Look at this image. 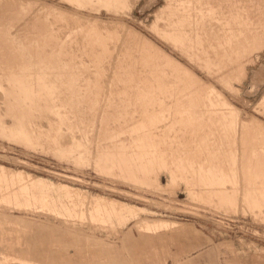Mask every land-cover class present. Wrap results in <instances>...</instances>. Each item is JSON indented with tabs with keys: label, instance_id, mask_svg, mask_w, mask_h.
Returning <instances> with one entry per match:
<instances>
[{
	"label": "rangeland",
	"instance_id": "374dc122",
	"mask_svg": "<svg viewBox=\"0 0 264 264\" xmlns=\"http://www.w3.org/2000/svg\"><path fill=\"white\" fill-rule=\"evenodd\" d=\"M236 1L0 0V131L5 126L0 132V264H264V0ZM224 6L232 11L227 12ZM233 11L239 14L236 19L240 23ZM227 13L235 21L229 20ZM174 15L187 22L194 18L188 22L192 39L165 33V25ZM218 20L224 21L218 22L221 28L225 25L229 30L236 22L237 27H232L235 32L223 28L220 32ZM199 22L203 25L200 31L196 27ZM237 23L247 30L241 26V31ZM207 27L211 29L205 34ZM217 31L223 39L217 38ZM247 33L252 34L251 39ZM226 35L233 38L226 39ZM184 39L190 42L183 45ZM221 50H226V55ZM187 51L195 52L193 56L197 53L193 61ZM127 67H132L134 74ZM136 69L148 71L151 77ZM137 76L144 77V83L135 80ZM150 78H154L151 84ZM253 81L258 84L255 91L249 88ZM165 82L172 88L165 87ZM21 84L27 87L22 89ZM8 89L20 92L12 96ZM35 89L39 90L36 99ZM178 91L186 96L194 93H189V99ZM49 93L62 95L52 98ZM15 96L33 100H25L22 106ZM9 97L17 100L13 109L27 108L24 113L21 109V116L15 110L12 117ZM202 97L213 101L212 105H206ZM157 99L163 103L162 109ZM34 100L49 103L39 104L40 116L38 103L33 104L29 109L34 115L26 117ZM194 100L203 103L197 106ZM215 101H220L223 109L226 106L223 114L235 112L238 123L236 117L229 115L230 120L224 116L220 102ZM181 105L193 115L188 117ZM196 107H201L199 113ZM206 108H215L214 113L219 109L221 114L208 113ZM215 115L216 121L227 118L224 126L213 121ZM207 117L214 123L206 121ZM197 121L200 126L204 122L203 129H198ZM19 122L38 137L27 138L28 129ZM13 127L25 128V134L21 131L24 136L15 135ZM56 146H62L61 150ZM74 149L83 151L79 154ZM114 151L120 152L118 159L126 158L128 163H122L129 164V170L134 165L138 171L131 168L133 175L127 173ZM125 152L130 155L126 157ZM97 159H107L109 169Z\"/></svg>",
	"mask_w": 264,
	"mask_h": 264
},
{
	"label": "bare ground",
	"instance_id": "6f19581e",
	"mask_svg": "<svg viewBox=\"0 0 264 264\" xmlns=\"http://www.w3.org/2000/svg\"><path fill=\"white\" fill-rule=\"evenodd\" d=\"M97 1H98V0H97ZM99 1H101V0H99ZM235 1H236V0H235ZM259 1H261V0H259ZM231 2H232V1H231ZM236 2L238 3L239 1L237 0ZM236 2H235V3H236ZM243 2H244V4H245V1H243ZM243 2H241V3L243 4ZM247 2H248V1H247ZM261 2H263V1H261ZM261 2H260V3H261ZM94 3H95V2H94ZM226 3H227V2H226ZM226 3H225V4H226ZM228 3H229V2H228ZM237 3H236V6H238ZM248 3H249V2H248ZM97 4H98V2H97ZM230 4L233 5V3H229V6H230ZM100 5H101V4H100ZM239 5H241V4L239 3ZM260 5H261V4H260ZM229 6H227V7L229 8ZM242 6H243V5H242ZM244 6H245V5H244ZM227 7L225 8V6H224L225 10L227 9ZM233 7L235 8V4H234ZM233 7H231V8L234 10ZM239 7H240V6H239ZM241 8H242V7H241ZM244 8H245V7H244ZM248 8H249V7H248ZM93 9H94V8H93ZM95 9H96V8H95ZM91 10H92V9H91ZM228 10H230V9H228ZM228 10H226V11L228 12ZM235 10H236V8H235ZM235 10H234V11H235ZM242 10H244V9H242ZM242 10H241V11H242ZM223 11H224V10H222V12H223ZM230 11H232V10H230ZM234 11L232 12V14L234 13ZM236 11H237V10H236ZM216 12H217V11H215V13H216ZM219 12H220V11H219ZM224 12H225V11H224ZM224 12H223V15L225 14ZM239 12H240V8H239ZM242 12H243V11H242ZM220 13H221V12H220ZM243 13H244V12H243ZM243 13H241V14H242V15H245V14H243ZM252 13H253V12H250V14H252ZM229 14L231 15V13H227V15L229 16L228 19L230 20L231 16H230ZM234 14H235V13H234ZM234 14H233V15H234ZM263 14H264V13H263ZM223 15H222V16H223ZM225 15H226V14H225ZM233 15H232V16H233ZM235 15H237V14H235ZM238 15H239V14H238ZM238 15H237L234 19H236V18H240ZM242 15H240V16H242ZM246 15H247V14H246ZM261 15H262V14H261ZM215 16H217V14H216ZM219 16H220V15H219ZM219 16H218L219 19L222 18V16H221V17H219ZM224 17H225V20H226V16H224ZM244 17H246V16H244ZM248 17H249V14H248ZM256 17H257V16H256ZM260 17H261V16H260ZM241 18L244 19L243 17H241ZM250 18H251V17H250ZM261 18H262V17H261ZM191 19H194V18H193V17L189 18L188 22H189ZM223 19H224V18H223ZM223 19H220V20H223ZM231 19H233V18H231ZM234 19H233V21H235ZM242 19H240V21H241ZM246 19H247V17H246ZM252 19H253V18H252ZM216 20H217V19H216ZM220 20H218L217 23H218ZM236 20H237V19H236ZM247 20H248V19H247ZM256 21H258V20L256 19ZM262 21H263V20H262ZM188 22H187L186 20H183L179 15H174L173 17L170 18V20H169V22L167 23V25H165V26L167 27L166 30H165V31H167V32H165V33L167 34L168 32H171V33L174 32L175 34H177V37L180 36V37H183V38H191V36H193V35L191 34V25H192V24H191V23H188ZM200 22H202V21H200ZM200 22L196 25V27L199 28V31H200V29H201V28H200V25H201ZM220 22H221V21H220ZM223 22H224V21H223ZM223 22H221V24H223ZM236 22H238V20H237ZM236 22H235V25H236ZM247 22H248V24L250 23L249 21H247ZM259 22H260V21H259ZM195 23H196V21H194V24H195ZM202 23H204V22H202ZM217 23H215V24H217ZM226 23H227V21H226ZM230 23H231V22L229 21V25H228V27H230ZM238 23H240V22H238ZM238 23H237V24H238ZM262 23H263V22H262ZM209 24H211V23H209ZM221 24L218 23V26H220ZM227 24H228V23H227ZM227 24H226V25H227ZM232 24H233V25H231V26L234 27V29H235V27H237V26L234 25V22H232ZM241 24H242V22H241ZM243 24H244V22H243ZM263 24H264V23H263ZM204 25H205V24H204ZM238 25H239V24H238ZM244 25H246V23H245ZM244 25H241V26H243L244 29H245V28L247 27V25H246V27H245ZM202 26H203V25H201V27H202ZM208 26H209V25H208ZM223 26H225V25H223ZM223 26H222V28L225 30L226 27L224 28ZM239 26H240V25H239ZM241 26L238 27V28L240 29ZM256 26H257V25H256ZM261 26H262V25H261ZM261 26H260V27H261ZM228 27H227V28H228ZM232 27H230L231 30H229V28L226 29L227 31H228V30L231 31L230 34H231V33L233 34V33L235 32V30H234ZM243 27H242V28H243ZM248 27H250V26L248 25ZM248 27H247V28H248ZM172 28H173V29H172ZM208 28H209V27H207V29H206L207 31L205 32V34H206L208 31H210V29H211V28H210V29L208 30ZM216 28H217V27H216ZM218 28L220 29L219 31L221 32V30H222L221 26L218 27ZM218 28H217V30H218ZM242 28H241V31H242ZM236 29H237V28H236ZM248 29H251V28H248ZM254 29H255V28H254ZM226 30H225V31H226ZM232 30H234V31L232 32ZM246 30H247V29H245V31H246ZM263 30H264V29H263ZM219 31H217V32H218L217 38H219V35H221L220 37H222V33H220ZM225 31H224V32H225ZM237 31H238V30H237ZM239 31H240V30H239ZM241 31H240V32H241ZM245 31H244V32H245ZM248 31H249V30H248ZM252 31H253V30H251V32H252ZM260 31H261V29H260ZM217 32H216V33H217ZM224 32H223V33H224ZM244 32H241V33H244ZM255 32H257V31H255ZM255 32H254V33H255ZM241 33H239V34L242 35ZM258 33H259V31H258ZM214 34H215V33H214ZM226 34L228 35L227 32H226ZM236 34H237V32H236ZM239 34L237 35L238 40L240 39L239 37H241ZM244 34H246V33H244ZM244 34H243V35H244ZM255 34H256V33H255ZM208 35H209V34H208ZM224 35H225V34H223V36H224ZM227 35L225 36L226 39L233 38V37L227 38V37H228ZM247 35H248V33H247ZM249 35H250V34H249ZM249 35H248V36H249ZM256 35H257V34H256ZM258 35H259V34H258ZM189 36H190V37H189ZM229 36H230V35H229ZM233 36H234V35H233ZM244 36H245V35H244ZM248 36H247V37H248ZM215 37H216V36H215ZM251 37H252V34H251V36H249V39H251ZM253 37H254V36H253ZM195 38H196V37H195ZM235 38H236V37H235ZM242 38H243V36H242ZM255 38H256V37H255ZM168 39H169V38H168ZM175 39H176V38H175ZM191 39H192V38H191ZM191 39H190V40H191ZM196 39H197V38H196ZM219 39L221 40V39H223V38H219ZM219 39H217V41H219V43H220V40H219ZM245 39H246V36H245ZM249 39H246V40H249ZM169 40H170V39H169ZM169 40H168V41H169ZM171 40L173 41V38H172ZM171 40H170L169 42H171ZM176 40H177V39H176ZM179 40H181V41H179ZM179 40H178V41L182 44V38H181V39L179 38ZM214 40L216 41V39H214ZM241 40H242V39H241ZM246 40H244L243 46H244V44L246 43ZM226 41H227V40H226ZM226 41L224 40V42H226ZM235 41H236V40H235ZM256 41H257V40H256ZM258 41H259V40H258ZM258 41H257V43H258ZM174 42H177V41H174ZM174 42H173V43H174ZM179 42H178L177 44H179ZM184 42H185V39H184ZM184 42H183V45H184V44H187V43L190 42V41L187 40V43H186V42L184 43ZM242 42H243V40H242ZM242 42H240V43L242 44ZM248 42H249V41H248ZM260 42H261V41H260ZM237 43H238V42L236 41V44H237ZM240 43H238V45H240ZM181 44H180V45H181ZM221 44L223 45V43H221ZM250 44H251V43H250ZM172 45H173V44H172ZM174 45H175V44H174ZM183 45H181V47H182ZM245 45H246V44H245ZM178 46H179V45H178ZM186 46H187V45H186ZM186 46H185V48H187L189 45H188L187 47H186ZM218 46H219V45H218ZM236 46H237V45H236ZM241 46H242V45H241ZM174 47H175V46H174ZM176 47H177V45H176ZM220 47H221V46H220ZM229 47H231V49H232V45L229 46ZM234 47H235V46H234ZM214 48H215V50L217 49V47H214ZM227 48H228V47H227ZM235 48H236V47H235ZM179 49H182V48L179 47ZM218 49H219V47H218ZM218 49H217V50H218ZM221 49L223 50L222 47H221ZM237 49H238V48H237ZM244 49H245V48H244ZM176 50H178V49H176ZM182 50L185 51L184 47H183ZM188 50H191V49H188ZM222 50H221V52H222L223 54L227 53L226 50H224L225 53H224ZM241 50H242V49H241ZM241 50H240V51H241ZM247 50L249 51L250 49H247ZM230 51H231V50H230ZM230 51H229V53H231ZM232 51H233V50H232ZM238 51H239V50H238ZM243 51H244V50H243ZM92 52H93V51H92ZM92 52H91V53H92ZM94 52H95V51H94ZM178 52H179V50H178ZM190 52H192V51H190ZM190 52L187 51V53H189L188 55H190V57H191L190 59L193 61V57H196L195 55H196L197 53L194 54V56H193V53H195V52H193V53H191V54H192V56H191ZM217 52H220V51H217ZM217 52H214V53H215V55H214L215 57H216V53H217ZM244 52H246V51H244ZM89 53H90V51H89ZM91 53H90L89 55H92ZM183 53H184V52H183ZM205 53L207 54V52H205ZM229 53H228V54H229ZM236 53H237V52H236ZM238 53H239V52H238ZM84 54H86V53H84ZM184 54L186 55V52H185ZM184 54H183V55L181 54V55H182V56H185ZM248 54H249V53H248ZM34 55H35V54H34ZM87 55H88V52H87ZM188 55H186L185 57H187ZM225 55H226V54H225ZM243 55H244V54H243ZM92 56H93V55H92ZM219 56H221V54H220ZM245 56H246V55H245ZM34 57H35V56H34ZM93 57H94V56H93ZM95 57H96V55H95ZM95 57H94V58H95ZM112 57H113V56H112ZM131 57H132V56H131ZM246 57H247V56H246ZM94 58H93V60H95ZM134 58H135V57H134ZM134 58H133V60H130V59H129V60H130V63L134 62ZM51 59H52V58H51ZM51 59H50V60H51ZM91 59H92V58H91ZM187 59H188V57H187ZM195 59H196V58H194V60H195ZM205 59H207V58H205ZM117 60H118V59H117ZM197 60L199 61L200 59H197ZM208 60H209V59H208ZM208 60H207V61H208ZM47 61H48V60H47ZM111 61H112V60H111ZM119 61H120V60H119ZM125 61H126V60H125ZM195 61H196V60H195ZM195 61H194V62H195ZM36 63H37V62H36ZM39 63H40V62H39ZM49 63H50V61H49ZM125 63H126V62H125ZM120 64H121V63H120ZM120 64H117V65L120 66ZM126 64H127V63H126ZM115 65H116V64H115ZM115 65H114V66H115ZM121 65H122V64H121ZM127 65H128V64H127ZM130 66H133V68L135 69V66H136V65H134V64L132 65V64H131ZM149 66H150V65H149ZM147 67H148V66H147ZM147 67H145V68L147 69ZM127 68H132V67H127ZM133 68L130 69V72H132V73H133V71H131V70H134ZM136 68L139 69V67H137V66H136ZM123 69H124V67H122V70H123ZM125 69H126V68H125ZM125 69H124V70H125ZM138 69H136L135 71H137ZM143 69H144V68H143ZM41 70H42V68H41ZM41 70H40V71H41ZM140 70H141V67H140ZM149 70H150V69H149ZM151 70H152V69H151ZM151 70H150V72H154L153 70H152V71H151ZM70 71H71V70H70ZM162 71H163V69H162ZM54 72H55V71H54ZM56 72H57V71H56ZM56 72H55V73H56ZM127 72H128V71H127ZM130 72H129V73H130ZM138 72H139V70H138ZM143 72H144V73H147L148 71H147V72L143 71ZM143 72H142V73H143ZM163 72H164V71H163ZM29 73H30V72H29ZM71 73H72V71H71ZM129 73L126 74V76H127V75H130ZM139 73L142 74L141 72H139ZM144 73H143V76L145 75ZM154 73H155V72H154ZM154 73H153V74H154ZM52 74H54V73H52ZM57 74H58V73H57ZM133 74H134V73H133ZM135 74L138 75V73H135ZM140 74H139V75H140ZM147 74L149 75V77H151L149 73H147ZM151 74H152V73H151ZM164 74H165V73H164ZM61 75H62V74H61ZM161 75H162V74H161ZM184 75H185V74H183V77H184ZM33 76H34V75H33ZM48 76H49V75H48ZM50 76H51V75H50ZM52 76H53V75H52ZM52 76H51V77H52ZM63 76H64V75H63ZM152 76H153V75H152ZM163 76H165V75H163ZM186 76L189 77V75H187V74H186ZM186 76H185V77H186ZM51 77H50V78H51ZM55 77H56V76H55ZM134 77H135V76L133 75V78H134ZM137 77H138V76H137ZM144 77H146V76H144ZM144 77H142V79H139V78H141V76H140V77H138V78H135V80L138 79L137 81H140V80H141V82L144 83V80H145V79H143ZM149 77H148V78H149ZM154 77H155V79H156V82H159V80H157V76H154ZM180 77H181V76H179V78H180ZM183 77H182V79H181L182 81L185 80V79L183 80ZM187 77H186V79H187ZM64 78H65V77H64ZM70 78H71V77H70ZM131 78H132V77H131ZM51 79H52V78H51ZM150 79H151V78H150ZM153 79H154V78L151 79L152 81H150V84H151V82H153ZM160 79H161V78H160ZM162 79H163V78H162ZM162 79H161L160 81H162ZM171 79H174V78H171ZM176 79H177V76H176L175 80H176ZM188 79H189V78H188ZM190 79H191V78H190ZM8 80H10V78H9ZM45 80H46V79H45ZM130 80H131V79H130ZM142 80H143V81H142ZM164 80H165V79H164ZM166 80H167V79H166ZM175 80H174V81H175ZM177 80H178V79H177ZM181 80H180V83H181V86L183 87L184 84H183V82H182ZM218 80H219V79H218ZM50 81H51V80H50ZM50 81H49V82H50ZM53 81H54V80H53ZM148 81H149V80H148ZM148 81H147V83H149ZM154 81H155V80H154ZM168 81H169V79H168ZM174 81L172 82V84L174 83ZM189 81H191V80H189ZM58 82H59V80H58ZM67 82H68V81H67ZM166 82H167V81H166ZM166 82H165L164 86H165V87L168 86V89H169V88L171 87V83H170V87H169V85H168L169 83L166 84ZM170 82H171V81H170ZM32 83H33V82H32ZM50 83H52V82H50ZM53 83H55V81H54ZM65 83H66V81H65ZM128 83H129V82H128ZM130 83H131V82H130ZM130 83H129V84H130ZM133 83H134V82H133ZM147 83H146V84H147ZM154 83H155V82H154ZM159 83H160V82H159ZM159 83H158V84H159ZM176 83H178V82H175L174 85H176ZM191 83H193V82H191ZM253 83H254V82H253ZM46 84H47V83H46ZM66 84H67V83H66ZM139 84H140V83H139ZM162 84H163V83H162ZM182 84H183V85H182ZM186 84H187V83H186ZM186 84H185V86H186ZM224 84H225V83H224ZM24 85H26V84H24ZM70 85H71V84H70ZM133 85H134V84H133ZM135 85H136V84H135ZM153 85H155V84H153ZM166 85H167V86H166ZM188 85H190V84H188ZM188 85L186 86V88H190V86H188ZM39 86H40V85H39ZM46 86H47V85H46ZM53 86L55 87V85H52L51 88H53ZM57 86H59V85H57ZM57 86H56V87H57ZM66 86H67V85H66ZM131 86H132V85H131ZM141 86H142V85H141ZM148 86H149V85H148ZM148 86H147V87H148ZM156 86H157V85H156ZM160 86H161V83H160ZM164 86H163V87H164ZM172 86H173V85H172ZM178 86H180V85H177V87H178ZM252 86H253V85H252ZM252 86H251V88H252ZM21 87H22V89H25L27 86L23 87V85L21 84ZM21 87L18 86V88H19L18 90H20ZM37 87H38V86H37ZM40 87H41V86H40ZM49 87H50V85H49ZM64 87H65V86H64ZM136 87H137V86H136ZM136 87H135V89H136ZM149 87H150V86H149ZM165 87H164V88H165ZM177 87H176V89H177ZM9 88H10V87H9ZM15 88H17V87H15ZM29 88H30V87H29ZM29 88L26 89V90H29ZM31 88H32V87H31ZM34 88H36V86H34ZM47 88H48V87H47ZM67 88H68V87H67ZM69 88H70V87H69ZM125 88H126V87H125ZM132 88H134V87H132ZM150 88H152V87H150ZM161 88H162V87H161ZM171 88H172V87H171ZM171 88H170V89H171ZM179 88H180V87H179ZM186 88H185V89H186ZM197 88H198V87H197ZM200 88H201V87H200ZM10 89H11V88H10ZM10 89H8V90H10ZM40 89H41V88H40ZM65 89H66V88H65ZM70 89H71V88H70ZM127 89H128V88H127ZM143 89H144V86H143ZM153 89H154V88H153ZM162 89H163V88H162ZM162 89H161V90H162ZM165 89H166V88H165ZM165 89H163V90L166 91ZM181 89H183V88H181ZM194 89H195V88H194ZM194 89H193V91H194ZM12 90H14V88H13ZM26 90H24V91H26ZM52 90H53V89H52ZM52 90H51V92H52ZM121 90H122V89H121ZM132 90H133V89H132ZM136 90H138V89H136ZM151 90H152V89H151ZM158 90H159L160 92L163 91V90L161 91L160 88H159V89H158V88L156 89V91H158ZM172 90H173V89H172ZM179 90H180V89H179ZM186 90H187V89H186ZM191 90H192V89H191ZM24 91H23V92H24ZM35 91H36V89H35L34 92H33L34 94H35L36 92H37V94H39V93H38L39 90H37L36 92H35ZM147 91H149V90H147ZM152 91H153V90H152ZM164 91H163V92H164ZM181 91H182V90H181ZM181 91H180V92L178 91V93L180 94ZM184 91H185V90H184ZM184 91H183V92H184ZM188 91H189V90H188ZM193 91H191V92H189V93H192ZM195 91H197V90H195ZM195 91H194V92H195ZM9 92H10L11 95H12V94H13V95H16L15 93L17 92V90L15 89V91H13L12 93H11V90H10ZM9 92L7 93L8 96H9ZM14 92H15V93H14ZM19 92H20V91H19ZM19 92H17V93H19ZM31 92H32V91H30L29 94L32 96V93H31ZM46 92H47V91H46ZM51 92H50V93H51ZM57 92H58V91H57ZM57 92H56L55 94L58 95L59 93H57ZM64 92H65V90H64ZM69 92H70V91L68 90V93H69ZM139 92H140V91H139ZM174 92H177V91H174ZM183 92H182V93H183ZM185 92H186V91H185ZM185 92H184V93H185ZM194 92H193V93H194ZM198 92H199V90H198ZM198 92H196L194 98L197 97L198 95H200V92H199V94H198ZM201 92H202V91H201ZM26 93H28V92L26 91ZM50 93H49V94H50ZM53 93H54V92H53ZM68 93H67V95H69L71 92H70L69 94H68ZM144 93H145V92H144ZM178 93H177V94H178ZM182 93H181V94H182ZM189 93H188V96H186L185 94H184V95H185L187 98L190 99V97H189L190 94H189ZM203 93H204V91L202 92V95H203ZM24 94H25V93H22V95H24ZM41 94H44V95H45V93H41ZM41 94H40V95H41ZM46 94H48V93H46ZM181 94H180V95H181ZM197 94H198V95H197ZM5 95H6V93H5ZM7 95H6V96H7ZM11 95H10V96H11ZM13 95H12V96H13ZM17 95H19V94H17ZM20 95H21V94H20ZM20 95H19V96H20ZM22 95H21V96H22ZM61 95H62V93H61ZM61 95H59V97H57L56 95H54V97H53V96L50 94V97L52 96V98H55V97L60 98ZM71 95H72V94H71ZM153 95H154V94H153ZM172 95H173V94H172ZM182 95H183V94H182ZM182 95H181V96H182ZM184 95H183V98H184ZM204 95H205V94H204ZM204 95H203V97H204ZM206 95H207V93H206ZM206 95H205V96H206ZM210 95H212V94H210ZM210 95H208V96L210 97ZM12 96H11V97H12ZM19 96H17V97H19ZM21 96H20V97H21ZM25 96H26V95H25ZM33 96H35V99H36V97L39 96V95L36 96V94H35V95H33ZM33 96H32V97H33ZM47 96L49 97V95H47ZM47 96H46V100L48 99ZM63 96H64V94H63ZM148 96H149V95H148ZM181 96H180V102H181V100H182V99H181V98H182ZM212 96H215V95H212ZM212 96H211V97H212ZM4 97H5V96H4ZM11 97H9L8 100H9V99L12 100ZM17 97L15 96L14 99L21 100L20 98H17ZM22 97H24V96H22ZM27 97H28V96H27ZM27 97H26L25 100L29 99V98H27ZM42 97H43V95H42ZM127 97H128V96H127ZM132 97H133V96H132ZM134 97H135V96H134ZM149 97H150V96H149ZM169 97H171V94L169 95ZM203 97L201 98V100L203 99ZM39 98L41 99V96H40ZM39 98H37V100H38ZM120 98H121V97H120ZM154 98H155V96H154ZM160 98H161V97H160ZM160 98H159V99H160ZM165 98H166V97L164 96V99H165ZM171 98H172V97H171ZM194 98H193V99H194ZM198 98H199V96L197 97V99H196V98H195V99L198 100ZM207 98H208V97L206 96L205 99H207ZM214 98H215V97H214ZM214 98H213V100H214ZM217 98H218V97H217ZM217 98H216V99H217ZM122 99H123V98H122ZM128 99H129V98H128ZM131 99H132V98H131ZM138 99H139V96H138ZM149 99H150V98H149ZM161 99H162V98H161ZM172 99H173V98H172ZM174 99H175L174 102L177 101V100H179L178 97H177V100H176V98H174ZM193 99H192V97H191V102L193 101ZM205 99H203V100H205ZM8 100H7V102H8ZM11 100H9V101L11 102ZM17 100H16V101L14 100V102L17 103ZM23 100H24V99L22 98L21 102L18 101V103L21 104V103H25V102L28 101V100H27V101L24 100V102H23ZM31 100H33V99H31ZM31 100H30V101H31ZM37 100H34L35 103L33 102L32 104L30 103L31 105H28V110H29V111L31 110V108L29 109V107H32L33 104L35 105V104L38 103V106H39V109H38L39 113H38V115H39V114H41V113H40V108H42V106L40 107L39 104L42 105V103H43L44 101H42V103H40L41 101L39 100L40 102H38ZM41 100H45V97H44V99H41ZM133 100H134V99H133ZM157 100H158V99H157ZM157 100H155V101H157ZM203 100H202V101H203ZM207 100H208V99H207ZM207 100H206V101H203V102L206 103V105H207V103H210V102H211V101H210V102H207ZM210 100H211V99H210ZM218 100H219V99H218ZM30 101H28V102H30ZM36 101H37V102H36ZM47 101H48V100H47ZM47 101H46V102H47ZM153 101H154V100H153ZM162 101L164 102L163 99H162ZM166 101H168V98H166ZM166 101H165V105L168 103V102H166ZM172 101H173V100H172ZM183 101H184V99H183ZM185 101L187 102V101H190V100L185 99ZM194 101H195V100H194ZM202 101H200V102H202ZM208 101H209V100H208ZM14 102H13V100H12V102H11V106H12V107H10V108H11L10 110H14V111H15L17 108H16V109H13L14 106H13L12 104H13ZM31 102H32V101H31ZM46 102H44V104H45ZM146 102H147V101H146ZM148 102H149V101H148ZM148 102H147V103H148ZM170 102H171V101H170ZM170 102H169V103H170ZM178 102H179V101H177V103H178ZM186 102H184L185 105H186ZM191 102H190V103H191ZM197 102H198V101H197ZM200 102H198V103H200ZM203 102H202V103H203ZM216 102L219 103L220 101H219V102H218V101H215L214 103L217 104ZM48 103H49V102H48ZM48 103H47V104H48ZM51 103H52V102H51ZM134 103H135V102H134ZM153 103H154V102H153ZM155 103H156V102H155ZM158 103L160 104V103H161V100H160V101L158 100ZM158 103H156V104L158 105ZM175 103H176V102H175ZM175 103H174V104H175ZM184 103H183V104H184ZM194 103H195V105L198 104V103L196 104V101H195ZM194 103H192L191 105H193ZM205 103H204V104H205ZM212 103H213V101L211 102V105H212ZM7 104H9V103H7ZM19 104L16 105V106H17V107H21V106H19ZM27 104H28V103H27ZM27 104H26V106H27ZM44 104H43V108L45 107ZM47 104H45V105H47ZM170 104L172 105L173 102L170 103ZM170 104H169V105H170ZM180 104H182V103H180ZM180 104H179V105L177 104V105L180 106ZM188 104H189V103H188ZM204 104H203V105H204ZM215 104H214V105H215ZM225 104H226V103H225ZM5 105H6V104H5ZM9 105H10V104H9ZM21 105H22V104H21ZM162 105H163V103H161V105H159V106H161L160 109H162ZM165 105H164V106H165ZM167 105H168V104H167ZM199 105H200V104H199ZM220 105H221V102H220ZM220 105H219V106H220ZM22 106H24V104H23ZM38 106L36 105V108H37ZM172 106H173V109H174L175 106H174V105H172ZM181 106H183V105H181ZM197 106H198V105H197ZM216 106H217V105H216ZM216 106H215V107H216ZM221 106H222V107H221ZM221 106L219 107V109H221V112H222V110L227 111V110H226V106H225V109H223V104H222ZM8 107H9V106H7V108H8ZM166 107H167V106H166ZM166 107H165V108H166ZM168 107H169V106H168ZM186 107H188V106L186 105ZM186 107H185V108H186ZM207 107H208V106H207ZM209 107H210V106H209ZM209 107H208V109H209ZM217 107H218V106H217ZM7 108H6V109H7ZM14 108H15V107H14ZM33 108H35V106H34ZM45 108H46V107H45ZM182 108L184 109V106H183ZM188 108H189V107H188ZM188 108H187V109H188ZM191 108H192V107H191ZM191 108H189V109H191ZM197 108L199 109V108H201V107H196V109H197ZM6 109H4V110H6ZM21 109H22L23 113H24V109H25V111L27 110V108H21ZM21 109H20V110H19V109L16 110V111H18V113H17L18 116H21V114H22ZM177 109H178V107H177ZM187 109H186V110L184 109L183 111H184V112H185V111L188 112V113H186V114H187V116L189 117L188 114L190 113L191 110L189 111V110H187ZM192 109H193V108H192ZM196 109L194 110V111H195L194 114L197 113V111H198V113H199V110L197 109V111H196ZM214 109H215V108H214ZM214 109H212V111H215V110H216V109H215V110H214ZM219 109L216 111L217 113H218ZM227 109H228V107H227ZM7 110H8V113H9L10 110H9V109H7ZM7 110H6V111H7ZM35 110H36V109H35ZM168 110H169V109H168ZM14 111H13V112H10V113H11V114H14V115H12V117L15 118V115H16L15 113H16V111H15V112H14ZM19 111H20V112H19ZM29 111H27V112L29 113V114H27V116H26V113H27V112H25V115L23 116V118H24L25 116H26V117H30V115L34 113V112H33V111H34L33 109L31 110L33 113H32L31 111H30V112H29ZM136 111H137V110H136ZM136 111H135V112H136ZM163 111H166V110H163ZM178 111H179V110H178ZM201 111H202V109L200 110V112H201ZM206 111H208L207 108H206ZM209 111L212 112L211 109H210ZM209 111H208V113H209ZM224 111H223V112H224ZM229 111H231V110H229ZM141 112H143V111H141ZM141 112H140V113H141ZM144 112H146V111H144ZM144 112H143V113H144ZM202 112H203V111H202ZM204 112H205V111H204ZM216 112H215V113H216ZM223 112H222V114H223ZM8 113H7V114H8ZM19 113H21V114L19 115ZM30 113H31V114H30ZM36 113H37V112H36ZM36 113H35V114H36ZM132 113H133V112H132ZM140 113H139V114H140ZM192 113H193V111H192ZM192 113H190V117H191V114H192ZM198 113H197V114H198ZM212 113H214V112H212ZM215 113H214V114H215ZM224 113H225V112H224ZM226 113H227V112H226ZM226 113H225V114H226ZM233 113L235 114V112L232 111V113H231L232 115H231V114H229V112H228V114H229L232 118H235V117H236L235 119H236V121H237V116H236V114H235V116H234ZM11 114H10V115H11ZM137 114H138V113H137ZM160 114H161V113H160ZM186 114H185V116H186ZM197 114H196V115H197ZM201 114H202V113H201ZM203 114H204V113H203ZM203 114H202V115H203ZM214 114H211V115L213 116ZM219 114H221V113H218V115H219ZM225 114H223V115L226 116V117H229V115L227 116V115H225ZM33 115H34V114H33ZM36 115H37V114H36ZM38 115H37V116H38ZM158 115H159V114H158ZM192 115H193V114H192ZM196 115H194V116H196ZM199 115H200V114H199ZM199 115H198V116H199ZM205 115H206V113H205ZM205 115H204L203 117H205ZM218 115H217V116H218ZM8 116H9V115H8ZM39 116H40V115H39ZM132 116H133V115H132ZM132 116H131V118H132ZM140 116H141V115H140ZM140 116H137V117H140ZM155 116H156V115H155ZM168 116H169V115H168ZM182 116H184V115H181V118H182ZM198 116H197V118H198ZM207 116H210V114H207ZM224 116H222V117H224ZM0 117H1V116H0ZM26 117H25V118H26ZM133 117H134V116H133ZM141 117H142V116H141ZM165 117H167V116H165ZM188 117H187V119L189 120ZM210 117H211V116H210ZM210 117H207V118H209V120L206 119V121H210ZM215 117H216V115L214 116V120L212 119L213 121H216V120H215V119H216ZM18 118H19V117H18ZM21 118H22V117H21ZM25 118H24V120H25ZM32 118H33V116H31V120H32ZM34 118H35V117H34ZM152 118L154 119V117H152ZM156 118H157V117H156ZM158 118H159V117H158ZM158 118H157V119H158ZM160 118H161V117H160ZM162 118H163V120H164V117H162ZM194 118L196 119V117H194ZM194 118H193V119H194ZM211 118H213V117H211ZM232 118L230 119V117H229L230 120H233ZM2 119H3V118H2ZM28 119H29V118H28ZM157 119H156V120H157ZM167 119H169V118H167ZM167 119H166V120H167ZM171 119H172V116H171ZM176 119H177V118H176ZM182 119H183V118H182ZM182 119H181V120H182ZM195 119H194V120H195ZM198 119H199V118H198ZM200 119H201V117H200ZM204 119H205V118H204ZM204 119L202 118L203 121H204ZM222 119H223V120H222ZM222 119H221L222 121H219L218 118H217V121H218V122H222L220 126H222V125L224 124L223 121H225L227 118H222ZM224 119H225V120H224ZM235 119H234V120H235ZM0 120H1V119H0ZM20 120H21V119L19 118V121H20ZM22 120H23V119H22ZM24 120H23V121H24ZM181 120H180V121H181ZM194 120H193V121H194ZM202 120H200V123H201ZM3 121H4V120H2V122H3ZM12 121H13V120H12ZM14 121H15V119H14ZM14 121H13V122H14ZM25 121H26V120H25ZM126 121H127V118H126ZM128 121H129V120H128ZM128 121H127V122H128ZM173 121H174V120H173ZM178 121H179V120H178ZM190 121H191V119H190ZM193 121H191V123H194V124H195L196 120H195V122H193ZM206 121H205V122H206ZM213 121H212V122L210 121V122L213 124V123H214ZM217 121H216V122H217ZM0 122H1V121H0ZM28 122L30 123V120H29V121L27 120V123H28ZM170 122H171V120H170ZM175 122H176V121H175ZM187 122H188V121H187ZM197 122H198V123H197L196 125H199V124H200L199 121H197ZM233 122H234V121H233ZM22 123H23V122H22ZM25 123H26V122H25ZM29 123H28V124H29ZM117 123H118V122H117ZM173 123H174V122H173ZM228 123L230 124L229 121H228ZM231 123H232V122H231ZM237 123H238V121H237ZM0 124H1V123H0ZM14 124H15V123H14ZM14 124H13V126H14ZM19 124H21V123L19 122ZM113 124H116V123H113ZM118 124H119V123H118ZM158 124H159V123H158ZM206 124H208V123H206ZM206 124H205V126H206ZM209 124H210V123H209ZM212 124H211V125H212ZM216 124H217V123H216ZM2 125H3V123H2ZM17 125H18V123L15 125V127H16ZM162 125H163V124H162ZM162 125H161V126H162ZM196 125H195V126H196ZM211 125H210V126H211ZM217 125H218V124H217ZM225 125H226V124H225ZM234 125H235V122H234ZM241 125H242V124H241ZM8 126H9V125H8ZM19 126H20V125L17 126V129L19 128ZM22 126H23V125L21 124L20 127H22ZM112 126H113V125H112ZM116 126H117V124H116ZM184 126H185V125H184ZM199 126H200V125H199ZM210 126L207 125V127H210ZM215 126H216V125H215ZM223 126H224V125H223ZM229 126H230V125H229ZM231 126H232V125H231ZM0 127H1V126H0ZM4 127H5V126H3V129H4ZM15 127H13V128H15ZM23 127H26V124H25V126H23ZM28 127H29V126H28ZM117 127H118V126H117ZM117 127H116V128H117ZM125 127H126V126H125ZM182 127H183V126H182ZM189 127H190V126H189ZM193 127H194V126H193ZM203 127H204V122H203V125H201L198 129H203ZM7 128H8V127H7ZM7 128H6V130L9 131V129H7ZM9 128H10V127H9ZM26 128H27V127H26ZM122 128H123V127H122ZM176 128H177V127H176ZM179 128H180V127H179ZM183 128H184V127H183ZM196 128H197V127H196ZM1 129H2V128H1ZM3 129H2V130H3ZM15 129H16V128H15ZM15 129H14V131L16 132L15 135L17 134V135H19V137H20L23 133L25 134V132H26V131H25V128H22V129L20 128V130H17V129L15 130ZM23 129H24V131H23V133H21V131H22ZM27 129H28L27 134H30L31 131L29 130V128H27ZM189 129H190V128H189ZM250 129H251V128H250ZM2 130H1V131H2ZM4 130H5V129H4ZM11 130H12V129H11ZM11 130H10V131H11ZM127 130H128V129H127ZM185 130H186V128H185ZM196 130H197V129H196ZM251 130H252V129H251ZM1 131H0V132H1ZM8 131H4V132L7 133ZM18 131H20V132H19L20 134H18ZM132 131H133V130H132ZM178 131H179V130H178ZM187 131H188V130H187ZM194 131H195V130H194ZM202 131H204V130H199V132H202ZM226 131H227V130H226ZM233 131H234V130H233ZM235 131H236V130H235ZM256 131H257V130H256ZM249 132H250V131H249ZM253 132H254V131H253ZM8 133H9V132H8ZM31 133H32V132H31ZM43 133H44V132H43ZM46 133H47V132H46ZM48 133H49V132H48ZM48 133H47V134H48ZM186 133H187V132H186ZM238 133H239V132H238ZM250 133H251V132H250ZM12 134H13V133H12ZM24 134H23V136H24ZM50 134H51V132L49 133V135H50ZM184 134H185V133H184ZM235 134H236V133H235ZM4 135H5V134H4ZM7 135H9V134H7ZM34 135H36V134H34ZM43 135H44V134H43ZM45 135H46V134H45ZM25 136H28L27 138H30V137L32 136V134H30V135H26V134H25ZM29 136H30V137H29ZM134 136H135V135H134ZM35 137H38V136H35ZM35 137L32 136L33 139L30 138V140H31V139L34 140ZM45 137H47V135H46ZM131 137H132V135H131ZM261 137H262V136H261ZM22 138H24V137H22ZM25 138H26V137H25ZM25 138H24V139H25ZM41 138H42V137H40V139H41ZM47 138H49V137H47ZM135 138H136V137H135ZM40 139H39V140H40ZM116 139H117V138H116ZM118 139H119V138H118ZM118 139H117V140H118ZM129 139H130V138H129ZM129 139H127V140H129ZM25 140H26V139H25ZM32 140H31V141H32ZM35 140H36V139H35ZM39 140H36V142H37V141L40 142ZM123 140H124V139H123ZM133 140H134V139H133ZM27 141H29V140H27ZM31 141H30V142H31ZM114 141H115V139H114ZM120 141H121V140H119V143H120ZM252 141H253V140H252ZM30 142H29V143H30ZM105 143H106V142H105ZM250 143H251V142H250ZM42 144H43V143H42ZM56 144H57V143H56ZM103 144H104V142H103ZM108 144H109V142H108ZM248 144H249V142H248ZM52 145H53V144H52ZM54 145H55V144H54ZM54 145H53V146H54ZM57 145H58V144H57ZM110 145H111V144H110ZM59 146H60V144H59ZM62 146L64 147L63 144H62ZM62 146H61V148H62ZM97 146H98V145H97ZM102 146H103V145H102ZM108 146H109V145H108ZM116 147H117V146H116ZM54 148H55V147H54ZM56 148H58V146H56ZM56 148H55V149H56ZM59 148H60V147H59ZM59 148H58V149H59ZM61 148H60L59 150H61ZM98 148H99V147H98ZM118 148H119V147H118ZM58 149H57V150H58ZM62 149H64V151H65V147L62 148ZM68 149H69V151L71 152L70 148H68ZM101 149H102V147H101ZM57 150H56V151H57ZM72 150H73V149H72ZM76 150H78V149H76ZM76 150L74 149L75 152H76ZM112 150H113V149H112ZM112 150H110L111 153H112ZM114 150L116 151V148H115ZM118 150L121 152L120 149H118ZM74 151H72V152H74ZM80 151H83V150L80 149ZM80 151L78 150V153H79V154H81ZM108 151H109V150H108ZM115 151H114V152H115ZM119 151H117V152H119ZM128 151H130V150H128ZM132 151H133V150H132ZM59 152H60V151H59ZM105 152H106V151H105ZM120 152H119V153H120ZM122 152H123V151H122ZM122 152H121V153H122ZM102 153H103V151H102ZM111 153H110V154H111ZM119 153H117V154H118V155H117L116 152H115V157H116V155L119 156ZM76 154H77V153H76ZM106 154H109V152H107ZM106 154H105V155H106ZM112 154H113V156H114V153H112ZM112 154H111V156H112ZM123 154H124V152H123ZM123 154H122V155H123ZM127 154H128V156L130 155V153H127ZM77 155H78V154H77ZM120 155H121V154H120ZM131 155H132V154H131ZM95 156H96V155H95ZM100 156H101V155H100ZM100 156H97V157L100 158ZM102 156H104V155H102ZM123 156H124V155H123ZM125 156H126V152H125ZM125 156H124V157H125ZM128 156H126V157H128ZM104 157H105V156H104ZM108 157H110V156H108ZM108 157H106V158H108ZM115 157H112V158H115ZM120 157H121V156H119L118 158H120ZM112 158H111V160H112ZM116 158H117V157H116ZM118 158H117V159H118ZM122 158H123V157H122ZM122 158H121V159H122ZM108 159H109V158H108ZM97 160H98V159H97ZM103 160H104V162H103ZM106 160H107V159H106ZM106 160H105V159H102V162H103L104 164H102V162H101L100 160H98L99 162H101V163H98V164H100L101 166L104 165V166H107V167H108L109 164H111V163H109V162H110V159H109V161H108L109 164H107V165H106V163H105ZM119 160H120V159H118L117 161L119 162ZM125 160H126V158L120 160V162L122 163V162L125 161ZM128 160H129V159H128ZM132 160H133V159H131V161H132ZM114 161H116V159H115ZM117 161L114 162V163H117ZM126 161H127V160H126ZM111 162H113V161H111ZM121 163H120V164L118 163L117 165L120 166ZM124 163H125L126 166L124 165ZM124 163H122V164H123L125 167H127V166L129 165V164H126V162H124ZM127 163H128V161H127ZM133 163H134V162H133ZM96 164H97V163H96ZM98 164H97V166H98ZM135 164H136V163H135ZM112 165H113V164H112ZM123 165H122V166H123ZM104 166H103V167H104ZM124 166H123V167H124ZM129 166H130V165H129ZM129 166H128V167H129ZM131 166L134 167V165H131ZM98 167H100V166H98ZM107 167H106V168H107ZM109 167H110V166H109ZM109 167H108V169H109ZM116 167H117V166H116ZM125 167H124V169L126 170ZM128 167H127V168H128ZM132 167H131V168H132ZM137 167H138V166H137ZM146 167H147V166H146ZM101 168H102V167H101ZM104 168H105V167H104ZM131 168H130V170L132 171V169H133V172H134V169H135L136 167H135V168H132V169H131ZM139 168L142 169V167H139ZM139 168H138V169H139ZM144 168H145V167H144ZM144 168H143V170H144ZM108 169H107V170H108ZM111 169H112V168H111ZM140 169H139V170H140ZM122 170H123V169L121 168V171H122ZM130 170H129V168H128V171H126V172H127V173H130V172H129ZM135 170H137V169H135ZM121 171H120V172H121ZM137 171H138V170H137ZM140 171H141V170H140ZM146 171H147V170H146ZM146 171H145V174H144V172L142 171L144 175H146ZM120 172H118V173H120ZM122 172H123V171H122ZM122 172H121V173H122ZM126 172H125V173H126ZM133 172L130 173V175H131V174L133 175ZM142 172H141V174H142ZM121 173H120V174H121ZM125 173L122 174V175H125ZM134 173H135V172H134ZM137 174H138V173H137ZM139 174H140V173H139ZM144 175H143V176H144ZM141 176H142V175H141ZM142 178H144V177H142ZM145 178H146V176H145ZM149 179H150V178H149ZM142 181H143V179H142ZM145 181H146V180H145ZM4 189H5V188H4ZM223 189H224V188H223ZM219 190H220V189H219ZM221 190H222V189H221ZM207 192H208V191H207ZM209 192H210V191H209ZM216 192H217V191H216ZM219 192H221V191H219ZM219 192H218V193H219ZM222 192H225V191H222ZM225 193L227 194L228 192H225ZM225 193H224V194H225ZM216 194H217V193H216ZM219 194H220V193H219ZM117 195H118V194H117ZM217 196H219V195H217ZM220 196H221V195H220ZM222 199H223V198H222ZM119 229H120V228H119ZM116 233H117V232H116ZM142 234H143V233H141V236H142ZM153 235H154V234H153ZM165 236H166V235H165ZM114 237H116V236H114ZM166 237H167V236H166ZM158 242H159V241H158ZM123 246H124V244H123ZM30 253H31V252H30ZM146 254H147V253H146ZM152 254H153V253H152ZM138 255H139V254H138ZM149 255H150V254H149ZM135 256H136V255H135ZM151 256H152V255H151ZM105 258H106V257H105ZM105 258H104V259H105ZM134 258H135V257H134ZM147 258H148V257H147ZM151 258H152V257H151ZM106 260H107V259H106ZM104 263H105V262H104ZM59 264H60V263H59Z\"/></svg>",
	"mask_w": 264,
	"mask_h": 264
},
{
	"label": "water",
	"instance_id": "95a60500",
	"mask_svg": "<svg viewBox=\"0 0 264 264\" xmlns=\"http://www.w3.org/2000/svg\"><path fill=\"white\" fill-rule=\"evenodd\" d=\"M254 82V83H253ZM253 82H251V84H250V86H249V88H250V90L252 91V90H257V87H258V84L255 82V81H253ZM253 85V86H252ZM251 86H252V88H251Z\"/></svg>",
	"mask_w": 264,
	"mask_h": 264
}]
</instances>
